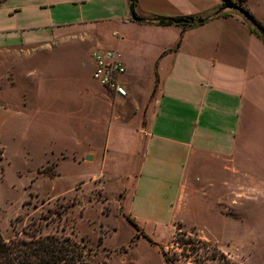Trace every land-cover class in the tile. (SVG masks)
I'll return each instance as SVG.
<instances>
[{
    "label": "crops",
    "instance_id": "obj_1",
    "mask_svg": "<svg viewBox=\"0 0 264 264\" xmlns=\"http://www.w3.org/2000/svg\"><path fill=\"white\" fill-rule=\"evenodd\" d=\"M10 1L0 0V12L23 13L27 22L4 18L0 65L8 68L12 86L25 69L39 79L4 108L26 120L27 129L39 132L48 125L53 136L44 144L58 146L60 130L74 162L83 149L84 162L97 163L72 196L88 203H77L71 213L97 207L105 229L115 207L152 240L147 227L168 223L217 244L222 232L214 231L264 226V41L240 14L227 9L183 30L133 20L131 0H19L20 8L7 9ZM233 1L264 27V0ZM223 4L137 0L135 15L205 19ZM43 14L50 20L44 27L38 20ZM77 39L85 46L76 45ZM99 49L120 53L126 98L94 79L92 54ZM11 56L15 61H8ZM80 61L87 70L74 76ZM49 63L56 69L50 72ZM97 192L104 197L96 199ZM135 237L146 240L137 232Z\"/></svg>",
    "mask_w": 264,
    "mask_h": 264
},
{
    "label": "rangeland",
    "instance_id": "obj_2",
    "mask_svg": "<svg viewBox=\"0 0 264 264\" xmlns=\"http://www.w3.org/2000/svg\"><path fill=\"white\" fill-rule=\"evenodd\" d=\"M19 5V0H12L6 8ZM9 14L8 11L0 12V27L4 18L9 17L16 25L27 22L23 13ZM38 20L43 27L46 26L50 22L49 14H43ZM76 45L85 46L81 39L76 40ZM11 57L8 61H15ZM86 68V61L78 62L72 70L77 71L73 75H82ZM55 69L54 64L49 63L50 72ZM30 72L25 69L18 76L14 75L16 84L12 86L8 68L0 65V230L6 240H29L35 235H75L88 245L92 264H166L161 249L165 250L173 264H264L262 223L235 225L214 231L222 232L218 235L222 238V245L203 240L196 230L186 229L182 224L173 229L169 223L160 229L149 226L146 231L157 243L153 245L146 240L138 241L136 230L115 207L112 216L104 220L105 229H112L108 235V230L101 229L103 223L100 226L101 216L97 207L87 208L86 211L79 207L77 213H71L77 203H88V199L83 200L78 194L72 196L75 187L77 191L83 189L82 184L75 185L87 183L97 163L89 165L84 162L83 149L78 151L79 157L74 162L73 149L68 147L71 146L68 140H62L66 137L60 130L58 146L44 144L49 136H53L52 133L47 134L48 125H40L39 132L27 129L26 120L20 121L16 112L11 113L9 108H4L7 101L17 99L23 93L24 85L29 88L35 79H39L33 76L34 70L32 74ZM43 121H50L52 127L56 124L52 119H41L40 123ZM62 155L67 159L62 160ZM58 169L59 175L56 176ZM95 196L96 199L104 197L101 192ZM104 212L110 214V207ZM179 230L182 232L177 236Z\"/></svg>",
    "mask_w": 264,
    "mask_h": 264
},
{
    "label": "trees",
    "instance_id": "obj_3",
    "mask_svg": "<svg viewBox=\"0 0 264 264\" xmlns=\"http://www.w3.org/2000/svg\"><path fill=\"white\" fill-rule=\"evenodd\" d=\"M136 1L137 0H131V11L134 15ZM227 6L239 7L244 10L259 26V28L251 26L252 32L262 39L264 27L249 11L237 5L233 0H224L222 8ZM204 23L203 18L195 17L160 18L158 21L160 25H177L182 27L183 30H187L194 26H201ZM180 45L181 40L177 44V49ZM0 160H2V158ZM126 219L136 230L138 237H143L151 244L157 245V243L141 231L132 219L129 217ZM179 226L180 224L177 225V227ZM181 232L182 231L179 230L177 236H180ZM161 254L166 264H173L165 250L161 249ZM90 257L88 245L85 243L84 239L79 241L75 235H35V237L29 240L13 239L8 241L4 238L0 230V264H92L90 262ZM102 264L106 263L103 262Z\"/></svg>",
    "mask_w": 264,
    "mask_h": 264
},
{
    "label": "built area",
    "instance_id": "obj_4",
    "mask_svg": "<svg viewBox=\"0 0 264 264\" xmlns=\"http://www.w3.org/2000/svg\"><path fill=\"white\" fill-rule=\"evenodd\" d=\"M92 57L95 62L94 79L113 96L126 98L128 90L123 79L126 67L120 53L117 50L99 49L93 52Z\"/></svg>",
    "mask_w": 264,
    "mask_h": 264
},
{
    "label": "water",
    "instance_id": "obj_5",
    "mask_svg": "<svg viewBox=\"0 0 264 264\" xmlns=\"http://www.w3.org/2000/svg\"><path fill=\"white\" fill-rule=\"evenodd\" d=\"M227 9H231V10L237 11L245 19V21H247L252 27L259 28L258 24L244 10H242L239 7H231V6H227L225 8H222L218 12L208 16L207 18L204 19V22L206 23V22L211 21L217 15L223 13ZM131 16H132L133 20L139 21V22H143V23L155 22V21L159 20V19H150V18H138L133 13L131 14ZM262 40L264 41V35H262Z\"/></svg>",
    "mask_w": 264,
    "mask_h": 264
}]
</instances>
